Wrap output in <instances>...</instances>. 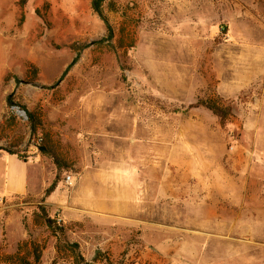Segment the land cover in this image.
<instances>
[{
    "label": "rangeland",
    "instance_id": "1",
    "mask_svg": "<svg viewBox=\"0 0 264 264\" xmlns=\"http://www.w3.org/2000/svg\"><path fill=\"white\" fill-rule=\"evenodd\" d=\"M92 1L0 0V151L46 181L0 198V264H264V0ZM122 171L156 230L76 210Z\"/></svg>",
    "mask_w": 264,
    "mask_h": 264
},
{
    "label": "crops",
    "instance_id": "2",
    "mask_svg": "<svg viewBox=\"0 0 264 264\" xmlns=\"http://www.w3.org/2000/svg\"><path fill=\"white\" fill-rule=\"evenodd\" d=\"M32 167L33 166L30 162L21 161L15 155L0 151V198L24 196L28 193L36 192L38 188V191L44 189L46 186V181L43 179V176L41 178L42 181H40V184L31 179ZM132 175L133 174L125 171L111 172L108 176L105 174H97L95 178L98 180L96 182L98 188L101 189L104 184H112V186L117 187L118 190L122 191L120 193H116V195L109 193V200L107 203L101 202L103 198L102 193L95 194L91 191L85 192L78 204H76V210L78 213L83 212L86 218L89 217L93 221L101 222L103 221L102 216H105L111 219V223L119 224L126 228L147 227L148 229L156 230V219L148 220V222L143 220V213L141 211L144 210L146 204H139L136 202V189H134L135 184L133 182L134 177ZM107 178L108 181L105 182ZM114 179L118 181L115 182ZM56 191L52 192L50 196L52 197ZM174 196L175 193L172 192L168 199L171 201L172 198H175ZM171 203H169L166 208L171 206L172 209L173 206H178L177 204L172 205ZM148 207L149 210L153 211V216L155 217V210L157 208V192L155 187L152 192V197H149L148 199ZM104 211L107 213L104 214ZM171 225V223L168 225L170 226V229L172 227ZM203 235L206 234L203 233ZM207 236H210L209 238L216 237L212 234H207ZM203 239L204 238H202V240ZM168 241L172 242L170 238ZM145 249H148L152 254L157 253V250L152 247L146 246ZM145 249L140 250L137 255L141 262H143V260H145V258H147L149 255V252H147ZM160 251H163L165 254L168 252V256L171 258V246L165 244V247H163V249Z\"/></svg>",
    "mask_w": 264,
    "mask_h": 264
},
{
    "label": "trees",
    "instance_id": "3",
    "mask_svg": "<svg viewBox=\"0 0 264 264\" xmlns=\"http://www.w3.org/2000/svg\"><path fill=\"white\" fill-rule=\"evenodd\" d=\"M102 1L103 0H98V1L95 2V5L92 6L93 11L95 13H97L99 16L102 15L101 14V9H100ZM107 31H108L109 37L111 38V36H112L111 35V29H110V27L108 25H107ZM6 104H7V107L14 106V103L12 102V100H11L10 97H8L6 99ZM198 106H203L206 109H208L209 111H211L212 114L218 118V120H219V122H220L221 125H224L225 121L227 120V117L230 116V110L228 108H226V109L220 108V107L216 106L214 103H212L210 101L200 102V103H198ZM28 118H29L30 126L32 127V132L35 133L36 127L34 125L33 119H32L31 116H29ZM7 153L8 154H11V155H15L21 161L26 162V160H24L21 156H19L15 152H10V151L8 152L7 151ZM57 183H58L57 178H55V180L53 181L52 185L47 190H45V192H44V196L45 197L49 196L55 190V188L57 186ZM39 210H40L41 215L38 217V219L42 220L43 221V224H45L47 228H51L52 221L47 218V216L45 215V212H44V209L43 208H39ZM67 249L70 250V251H73L68 246H67ZM38 259H39V255L35 252L34 253V261L37 262ZM18 261L21 264H28L26 258L19 259Z\"/></svg>",
    "mask_w": 264,
    "mask_h": 264
},
{
    "label": "built area",
    "instance_id": "4",
    "mask_svg": "<svg viewBox=\"0 0 264 264\" xmlns=\"http://www.w3.org/2000/svg\"><path fill=\"white\" fill-rule=\"evenodd\" d=\"M64 184L66 186H71L72 185V177L71 176H66L63 180Z\"/></svg>",
    "mask_w": 264,
    "mask_h": 264
},
{
    "label": "water",
    "instance_id": "5",
    "mask_svg": "<svg viewBox=\"0 0 264 264\" xmlns=\"http://www.w3.org/2000/svg\"><path fill=\"white\" fill-rule=\"evenodd\" d=\"M96 1H98V0H93L92 1V6H94L95 5V2ZM15 110V113L17 114V115H19V116H22V117H24L25 116V112H23V111H20V110H18L17 108L16 109H14Z\"/></svg>",
    "mask_w": 264,
    "mask_h": 264
}]
</instances>
